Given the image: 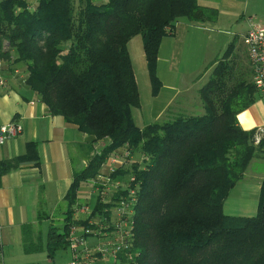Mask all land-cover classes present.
<instances>
[{
	"label": "trees",
	"instance_id": "trees-1",
	"mask_svg": "<svg viewBox=\"0 0 264 264\" xmlns=\"http://www.w3.org/2000/svg\"><path fill=\"white\" fill-rule=\"evenodd\" d=\"M217 14L198 0H0V60L27 65V84L51 113L62 115L100 147L74 174L65 196L62 232H48L50 258L68 247V230L83 182L128 144L139 158L132 167L141 181L136 211L140 264H264V180L255 216H234L224 202L254 158L264 159V133L244 130L237 114L259 97L253 69L243 66L232 44L209 67L200 89L204 113L179 114L139 127L133 109L140 90L129 41L141 35L156 92L161 42L183 18L202 21ZM9 43L6 49L4 43ZM145 155L143 167L140 156ZM25 163L39 165L36 142L0 161V179ZM139 167V168H138ZM129 170V169H128ZM127 170V171H128ZM23 227L27 253L43 250Z\"/></svg>",
	"mask_w": 264,
	"mask_h": 264
},
{
	"label": "crops",
	"instance_id": "crops-1",
	"mask_svg": "<svg viewBox=\"0 0 264 264\" xmlns=\"http://www.w3.org/2000/svg\"><path fill=\"white\" fill-rule=\"evenodd\" d=\"M29 1L32 5L37 3V0ZM232 1L198 0L200 5L216 9L217 14L202 21L180 19L173 33L163 38L157 61L160 84L156 92L146 61L151 97H147L146 105L141 99L140 106L133 109L139 127L167 116L204 113L199 91L209 79V66L232 44H235L236 53H246L244 36L253 21L248 22L243 32L237 31L234 20L237 14L234 15L231 8ZM136 37L138 35L128 43L131 58L130 44L139 46L142 41L143 45V40H135ZM5 48H9L8 42H5ZM136 52L138 57H145L144 49L142 54L139 50ZM11 53L10 59H2L4 64L0 70L4 80L0 84V125L16 121L23 126V131L0 144V161L24 154L27 144L36 142L39 165L25 163L0 179L1 239L5 246L23 242L25 225L34 229L47 217L48 211L56 212L57 206L65 202L75 172L85 167L104 144L100 141L92 147L90 135L76 124L67 122L62 115L51 113L41 96L27 84V65L15 60L14 49ZM237 120L244 130L264 128V95L259 93L251 106L237 114ZM135 157L139 159L137 155ZM254 162L264 165L261 158L251 161L244 178L224 202L226 214L246 217L257 214L264 172L251 173ZM86 183L89 184V180ZM88 197V187L80 186L77 202L88 201L94 205L96 201Z\"/></svg>",
	"mask_w": 264,
	"mask_h": 264
},
{
	"label": "built area",
	"instance_id": "built-area-1",
	"mask_svg": "<svg viewBox=\"0 0 264 264\" xmlns=\"http://www.w3.org/2000/svg\"><path fill=\"white\" fill-rule=\"evenodd\" d=\"M244 43L253 69L254 84L264 95V25L252 22ZM3 64L4 61L0 60V70ZM3 83L0 77V84ZM22 131L23 126L16 121L0 125V144ZM263 133L264 128L258 129L256 143ZM136 160L135 151L126 144L105 160L95 178L89 179L88 198L96 203L91 205L88 201H80L73 207L67 235V248L71 252L68 264H140L135 241L141 181L132 169ZM145 161L146 156L142 155L139 167H143ZM2 248L0 225V264H4L1 263Z\"/></svg>",
	"mask_w": 264,
	"mask_h": 264
},
{
	"label": "rangeland",
	"instance_id": "rangeland-1",
	"mask_svg": "<svg viewBox=\"0 0 264 264\" xmlns=\"http://www.w3.org/2000/svg\"><path fill=\"white\" fill-rule=\"evenodd\" d=\"M227 6V5H226ZM231 8L236 15L235 23L237 24L238 30L243 32L248 25V22L253 21L256 24L264 25V0H233L231 3ZM237 20V21H236ZM135 40H142V36L138 35ZM133 41V40H132ZM5 45V43H4ZM130 49L133 52V67L135 70V74L137 75V82L139 85V90L141 94L142 103L146 105L147 97L148 99L151 97L149 94V86L150 81L149 77L146 73V59L145 57L142 58L137 56V52L139 50L142 54L143 52V45L142 41L141 44H130ZM241 56V62L243 66H250L247 49L246 53H237ZM212 71V67L209 68V77ZM145 72V74H144ZM144 75V76H143ZM104 141H101L103 144ZM140 156V154H139ZM141 157V156H140ZM258 162V161H257ZM254 162L251 165V173L263 171L264 172V165L261 163ZM143 165V164H141ZM140 165V166H141ZM81 186L88 187V192L90 190V185L86 182L82 183ZM62 203V202H61ZM65 210V202L57 206L56 212L46 214L47 217L40 222V224L31 230L30 239L31 242H42L43 250L39 252L27 253L24 250V245L22 241H16L15 243H10L7 246L3 245L2 252H3V262L4 264H68L71 259V252L66 247L58 248L55 253L54 257L50 258L47 252V241H48V232L50 226L52 224L57 225L59 231L62 232L63 226V213ZM45 211H47L45 209Z\"/></svg>",
	"mask_w": 264,
	"mask_h": 264
}]
</instances>
